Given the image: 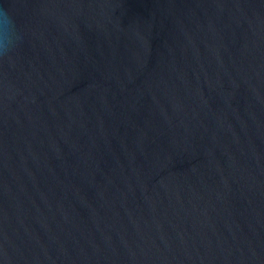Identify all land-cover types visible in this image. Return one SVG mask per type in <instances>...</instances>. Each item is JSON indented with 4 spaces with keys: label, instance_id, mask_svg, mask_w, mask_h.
Here are the masks:
<instances>
[{
    "label": "water",
    "instance_id": "1",
    "mask_svg": "<svg viewBox=\"0 0 264 264\" xmlns=\"http://www.w3.org/2000/svg\"><path fill=\"white\" fill-rule=\"evenodd\" d=\"M5 10L0 264H264V0Z\"/></svg>",
    "mask_w": 264,
    "mask_h": 264
},
{
    "label": "clouds",
    "instance_id": "2",
    "mask_svg": "<svg viewBox=\"0 0 264 264\" xmlns=\"http://www.w3.org/2000/svg\"><path fill=\"white\" fill-rule=\"evenodd\" d=\"M0 29L4 30V41L0 43V58H4L16 49L21 39L15 20L7 10L0 13Z\"/></svg>",
    "mask_w": 264,
    "mask_h": 264
}]
</instances>
